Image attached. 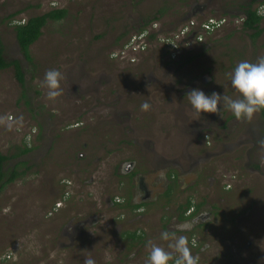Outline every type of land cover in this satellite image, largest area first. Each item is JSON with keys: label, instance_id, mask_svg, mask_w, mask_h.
Instances as JSON below:
<instances>
[{"label": "rangeland", "instance_id": "obj_1", "mask_svg": "<svg viewBox=\"0 0 264 264\" xmlns=\"http://www.w3.org/2000/svg\"><path fill=\"white\" fill-rule=\"evenodd\" d=\"M249 2L0 0L3 54L8 61L18 60L24 74L22 86L12 67L0 71V153L8 156L6 168L23 162L17 167L23 175L0 190V264H83L86 257L96 264H106L107 257V264H144L147 242L166 247L160 233L183 222L161 230L164 215L173 216L174 205L188 197L200 204L199 214L213 216L194 234L192 253L200 256L199 264H264V153L255 154L259 148L252 142L264 137V122L259 112L251 121H237L223 106L219 114L198 116L186 96L194 88L206 95L238 96L226 74L238 62H255L264 55V19L256 38L242 26L240 7ZM262 4L264 0H257L254 7ZM51 8H65L67 14L47 21L29 47L28 64L13 26ZM159 8L165 10L153 22L159 29L156 39L149 40L137 61L113 56L138 31L141 19ZM209 17L223 22L200 42L182 40L176 56L167 61L171 52L161 39L172 37L186 20ZM51 68L63 75V93L55 101L47 100L46 89L38 86ZM174 78L180 82L177 87ZM84 79L91 84L82 92L78 86H84ZM123 85L122 99L114 102L111 91ZM145 101L150 111H141ZM115 105L129 110L123 127L112 118ZM192 122L204 123L202 129L194 132ZM251 142L253 154L246 161ZM24 146L31 151L20 156ZM152 159L179 164L168 166L179 182L175 202L166 211L160 209V199L155 202L165 184L159 172L166 164L152 171L147 164ZM125 160H134L130 170L141 172L150 192L145 217L107 207L108 213L95 212L105 210L98 197L102 191L125 196L127 182L136 191L128 177L112 178ZM71 217L73 224L88 220L84 234L72 243L66 237L53 239ZM121 220L122 229L115 232ZM138 229L144 234L141 245L119 238L121 232ZM178 234L191 237L189 232Z\"/></svg>", "mask_w": 264, "mask_h": 264}, {"label": "clouds", "instance_id": "obj_2", "mask_svg": "<svg viewBox=\"0 0 264 264\" xmlns=\"http://www.w3.org/2000/svg\"><path fill=\"white\" fill-rule=\"evenodd\" d=\"M231 87L238 94L236 98L213 91L206 95L200 89H191L186 93L191 108L199 116L204 113L219 114L223 106L237 121H251L254 115L264 110V55L257 57L255 62L243 60L238 62L232 71L226 74ZM62 73L55 68L45 71L43 78L38 81V86L46 89L45 97L49 101H55L62 95ZM141 111H150L151 105L145 101L141 104ZM0 122L2 118H0ZM261 150H264V137L257 140ZM160 178L166 179V173L161 170ZM192 223L184 221L173 226L172 231H162L160 240L166 242L163 247L149 240L146 244L147 256L144 264H199L200 256L193 255L192 248L197 246L195 239L189 246V238L178 234L190 231ZM111 257L106 258L107 261ZM83 264H96L91 257H86Z\"/></svg>", "mask_w": 264, "mask_h": 264}, {"label": "flooded vegetation", "instance_id": "obj_3", "mask_svg": "<svg viewBox=\"0 0 264 264\" xmlns=\"http://www.w3.org/2000/svg\"><path fill=\"white\" fill-rule=\"evenodd\" d=\"M204 7H205V4H203V6L202 5H195L192 10L193 11L201 10ZM168 56H169V58H168L167 61L170 62L173 58L171 57V55H168ZM136 61L137 60H135L133 62L130 61V62L131 63H135ZM147 61L148 60H146V62ZM167 75H169V74H167ZM148 77L149 78L152 77L151 73H148ZM111 79H112V77H110L109 79H106L105 82L108 83ZM84 81H85V83L83 81H80V82L76 83V84H80V83L83 82V84H84L83 87H79L78 86V89L81 90L82 92H84V90L87 88L88 84H91V81H88V80H85V79H84ZM106 83H103V84H106ZM179 83L180 82H178V79L174 78L172 85H173V87H177V85ZM98 84L100 86L102 85V82H101L100 79H98ZM124 87L125 86L123 85V86H120V88H117V87L113 88V91H111V92L115 96L113 98V100H115L114 102H116L117 100L122 99V94L120 93V89H122ZM186 87H188V86L186 85ZM76 89H77V86H76ZM73 90H75V87L73 88ZM181 99H182V97H181ZM185 105H186V103H185ZM115 106H116V108L112 112V118H116V121H115L116 124H119V126L123 127L124 125L127 124L126 115L129 114V110L126 109V108L125 109H120V108H117V105H115ZM192 123H193L192 125H195V126L191 127V128H194L193 129L194 132L200 131L202 129V127H203V124H204V123L203 124H199V123L197 124L196 122H192ZM250 139H256V137H251ZM252 142L255 143L256 146H258L257 141H252ZM252 142H251V148H249L247 150V152H246V157H247L246 161L249 160V157H250L251 153L253 154V151H252V144L253 143ZM258 148H259V146H258ZM259 151H261V154L264 153V150H261L259 148V149H257L255 154H258ZM20 156H22V155H20ZM99 158L100 157H98L97 159H99ZM152 160L147 163L148 166L150 167V169H152V171L156 170L158 168V166L162 167V165H160V163L166 164L165 166H163V167H165L163 169V171L166 173V179H164L165 180V184H164L163 190L155 198V199H157V200H155V202L156 201L158 202L159 199L162 201L160 209H163V210L166 211L167 209L169 210L171 208V204L175 202V200L173 198V193H174L175 188H177V184L179 182V179H178L177 175H175V173H173V171L170 170L168 166L170 164H174L175 166H178L179 164L176 161H171L172 163L171 162L170 163H165V162H168V161L166 160L165 162H162V161H160V159L153 160V161ZM132 166H134V160H129V161L125 160V161H123L121 163V166L118 167L120 169L119 172L118 171L114 172L116 175L112 174V178L119 179V177L121 178L122 176L128 177V179L132 180V184L133 185L135 184L136 191L134 190V186H131V183H128V182H127L126 186H130L129 187V192L126 193L125 196H121L120 197L119 194H117V193H109L108 191H105V192L102 191L103 193L101 192L98 197L100 198V196H102L101 197V201H102V204H103V208H105V210H103V209L102 210H96L95 205H93L92 207H93V209L96 210L95 212H97V213L98 212H107L108 213L107 208L113 209L114 211H116L118 209H124L126 211V214L127 213L131 214V215L134 214L135 217H145V215L147 214V211H149V205L152 204V198L150 196L149 190L146 188V186L143 183L144 182V178H143L141 172L140 171H136V170H130L132 168ZM250 169L252 170V168H250ZM114 171H115V169H114ZM121 185H122V183H121ZM170 185H171L172 189H170L168 195H165L166 192H167V189H168V187ZM226 189H229V187L226 188ZM137 191L139 192V194L135 193ZM183 203H181V204H183ZM181 204L174 205V208H173V213L174 214H173V216L167 218L166 215H164L163 222H165V223L161 222V224H160L161 230H164L165 228H170L169 226H171L176 220L183 221V222L184 221H190L192 223V228L188 232H189V234L191 236L189 238V242L191 243V241L193 239H195V235L194 234L195 233L197 234V231L199 230L200 226H202V223H205L207 221V220H205V218L208 219V218H212L213 216H211L210 212H207V213H204V214H202V213L199 214L198 213V209L195 208V205H196L195 204V205H192L191 207H189L188 209L185 210L184 216L186 218L184 220H179L178 219V213H180V211L178 210V206H180ZM95 215H96V213H95ZM122 216H123V214H122ZM89 218H91L93 220L92 216L91 217L89 216ZM116 219L120 220V219H123V218H116ZM74 220H75L74 217L69 218L66 221V224L60 230L58 229V230H56L54 232L53 239L57 240L58 238L61 239L62 237H66V238H68L70 243H72V241H74V239H76V238L80 237L81 235H83L84 231L82 229H83V226L87 223L88 220L87 219L79 220V222L73 224ZM112 221H113V218L111 219L110 222H112ZM166 221L167 222L169 221V223H166ZM122 223H123V221L120 223L119 226L116 227L115 232H119L122 229V227H121ZM111 225H113V224H111ZM171 229L173 230V227H171ZM133 232H135L136 235H140L142 240H143V243H144V234L139 229L138 230H133V231L121 232V233H119V236H120L119 238L124 239L125 241L127 240L128 244H130V239L128 237H124V234L127 235L128 233H133ZM188 232H185L184 234H187ZM58 244L62 245V243H58L57 242V245ZM136 245H141V244L137 243ZM170 264H171V262H170Z\"/></svg>", "mask_w": 264, "mask_h": 264}, {"label": "trees", "instance_id": "obj_4", "mask_svg": "<svg viewBox=\"0 0 264 264\" xmlns=\"http://www.w3.org/2000/svg\"><path fill=\"white\" fill-rule=\"evenodd\" d=\"M257 0H250L249 3H246L240 7L242 11V26L245 30L252 32V37L256 38L262 32L260 28L261 22L264 17L257 12V8L254 7V3ZM164 8H159L154 14L146 16L141 19L138 23V31L146 28L148 25L152 24L155 21H158L164 15ZM67 14V9L65 8H51L50 10L35 16H31L22 22H18L13 26L16 42L18 44L19 50L24 58V60L28 63H32V56L29 51V47L33 44L42 34V28L45 26L48 20H60L63 19ZM12 14L9 16L11 17ZM157 33H150L148 38L149 40L156 39ZM168 52V51H167ZM8 67H12L14 70V76L19 84L23 86L24 84V74L23 68L20 62L16 59L14 60H6L3 54V46L0 40V71L6 69ZM260 118L264 121V110L259 112ZM31 150L30 147L24 146L19 151V155H25ZM8 160V156L0 153V190L8 183L15 181L19 176L23 175V171L18 170L19 164H23V162L15 165L11 168H6L5 164ZM171 185L168 187L165 195H168L170 191ZM193 204L190 197H188L183 204L178 206V219L184 220L186 217L184 216V212L186 209L191 207ZM200 204H196L195 208L198 209ZM124 237H128L130 239L131 246H134L137 243L142 244L143 240L140 235H136L135 232L124 234Z\"/></svg>", "mask_w": 264, "mask_h": 264}, {"label": "built area", "instance_id": "obj_5", "mask_svg": "<svg viewBox=\"0 0 264 264\" xmlns=\"http://www.w3.org/2000/svg\"><path fill=\"white\" fill-rule=\"evenodd\" d=\"M257 12L264 17V4L257 7ZM220 22L221 21L213 17H209L202 21H197L194 19L188 21L186 20L181 23L177 33H175L172 37L161 39V42L166 45V49H169L171 52V57L173 58L178 53V49L182 45V40L188 39L187 44L191 42H200L204 34L213 30L215 27H218ZM157 30L159 29L156 28V24L152 23L146 28L136 31V33L131 34L128 40L121 46V48L112 55L125 59L126 61H135L138 56L143 51H145V49H147V45H149V34L152 32L157 33Z\"/></svg>", "mask_w": 264, "mask_h": 264}]
</instances>
